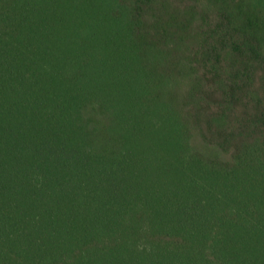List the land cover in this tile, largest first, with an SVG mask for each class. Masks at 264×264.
<instances>
[{"label":"trees","instance_id":"1","mask_svg":"<svg viewBox=\"0 0 264 264\" xmlns=\"http://www.w3.org/2000/svg\"><path fill=\"white\" fill-rule=\"evenodd\" d=\"M0 264H264V0H0Z\"/></svg>","mask_w":264,"mask_h":264},{"label":"rangeland","instance_id":"2","mask_svg":"<svg viewBox=\"0 0 264 264\" xmlns=\"http://www.w3.org/2000/svg\"><path fill=\"white\" fill-rule=\"evenodd\" d=\"M213 110H214V112H216L217 111V107L211 106V112H213ZM238 111L241 112L242 108H240V110H238Z\"/></svg>","mask_w":264,"mask_h":264}]
</instances>
